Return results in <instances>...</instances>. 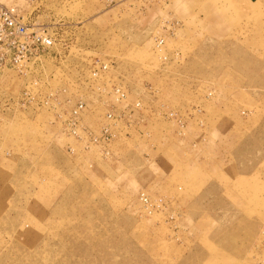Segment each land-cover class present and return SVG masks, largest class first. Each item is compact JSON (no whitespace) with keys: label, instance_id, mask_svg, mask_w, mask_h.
Here are the masks:
<instances>
[{"label":"rangeland","instance_id":"1","mask_svg":"<svg viewBox=\"0 0 264 264\" xmlns=\"http://www.w3.org/2000/svg\"><path fill=\"white\" fill-rule=\"evenodd\" d=\"M0 7V264H264V0Z\"/></svg>","mask_w":264,"mask_h":264},{"label":"built area","instance_id":"2","mask_svg":"<svg viewBox=\"0 0 264 264\" xmlns=\"http://www.w3.org/2000/svg\"><path fill=\"white\" fill-rule=\"evenodd\" d=\"M0 15L3 20L0 25V30L3 32L4 39L13 40L14 43H21L27 37V30L21 21H16V14L13 9H3L0 7ZM12 41V42H13ZM49 44V41H46Z\"/></svg>","mask_w":264,"mask_h":264}]
</instances>
